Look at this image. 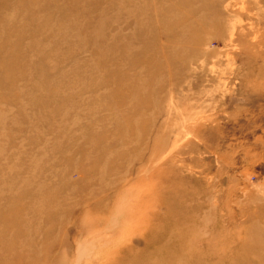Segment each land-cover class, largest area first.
<instances>
[{"label": "rangeland", "instance_id": "rangeland-1", "mask_svg": "<svg viewBox=\"0 0 264 264\" xmlns=\"http://www.w3.org/2000/svg\"><path fill=\"white\" fill-rule=\"evenodd\" d=\"M43 2L0 0V264H264V0Z\"/></svg>", "mask_w": 264, "mask_h": 264}, {"label": "bare ground", "instance_id": "bare-ground-1", "mask_svg": "<svg viewBox=\"0 0 264 264\" xmlns=\"http://www.w3.org/2000/svg\"><path fill=\"white\" fill-rule=\"evenodd\" d=\"M44 0H42V2H43ZM44 3V2H43ZM41 4V3H40ZM18 12V11H17ZM25 13V12H24ZM7 19V18H6ZM2 27V26H1ZM3 29V28H2ZM3 35V34H2ZM1 41V40H0ZM7 50H5V52H6ZM0 53H2V45L0 46ZM3 54V53H2Z\"/></svg>", "mask_w": 264, "mask_h": 264}]
</instances>
